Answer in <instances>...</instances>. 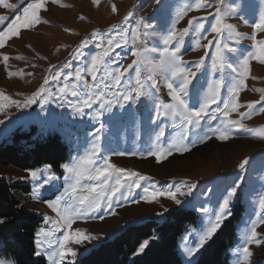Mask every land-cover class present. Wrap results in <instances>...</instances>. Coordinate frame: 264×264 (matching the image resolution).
Segmentation results:
<instances>
[{"label": "rangeland", "instance_id": "1", "mask_svg": "<svg viewBox=\"0 0 264 264\" xmlns=\"http://www.w3.org/2000/svg\"><path fill=\"white\" fill-rule=\"evenodd\" d=\"M30 2L32 0H2V3H0V16H6L8 20L0 24V29L6 27L15 15H22L24 7ZM188 2L189 0H161L163 5V8H161L156 0H97L95 4L93 0H58L55 7L53 5L49 7V3H54L53 0H45V7L39 12L43 22L28 29H21L18 37L11 38L6 42L4 48L0 49V93L10 97L11 100L23 101L38 89L46 75H51L49 72L50 66H55L51 69L52 72L60 71L65 75L72 73L78 65L82 66L83 58L76 60L70 54L75 53L82 40L90 39V34L94 31L99 32L101 35L106 33L115 35V32H109L111 26L117 25V31L119 29L127 30L135 25L136 18L144 17L148 23L153 25L156 33L162 35L169 30L181 9ZM260 2L261 0H223L221 13L225 16L227 23L236 25L237 31L248 37L253 31L251 25L258 21ZM8 4L16 7L9 9L6 7ZM113 4L117 8L115 13L111 9ZM212 4L213 7L207 9L188 11L183 18L175 23V28L180 30L188 27V20L195 16L206 17L201 19V22L205 25V28L210 29L213 16L208 15V13L215 12V0H212ZM234 8H239V10L232 12L231 9ZM129 12H132L133 16L129 17L128 21H124L123 18ZM241 16L247 18V24L241 21ZM80 17H83V19ZM203 36L213 39L215 34L206 31L203 32ZM203 36H197L190 28L189 34L184 38L180 55L183 60L188 62L189 67H192L200 56H204L206 51L211 53L215 49L214 44L209 45L207 49L203 47L204 44H207V40L203 39ZM196 39H199L200 46L195 45ZM256 40H264V32L258 31ZM229 43L232 47L238 49L236 53H224L228 61L233 64L237 63L243 56L254 53L251 39L245 38L239 43L232 41H229ZM158 44L157 38H149L146 46L152 47ZM194 47L195 50H193ZM83 51L86 55L89 53L94 54L96 49L93 44ZM115 53L124 56L125 50L124 48H117L113 55ZM5 55L9 57L7 62L3 60ZM132 59L134 57L131 56L129 51L121 63L127 66ZM66 64H70L71 67H65ZM210 64L211 56H205V65L210 66ZM116 66L118 65H114V67ZM9 72L15 73V75L10 77ZM143 72L147 74V69H143ZM28 73L32 75H28ZM126 75L134 76V70L129 69V73ZM219 75V73L216 74L217 78H219ZM230 77V70L226 69L224 72L225 83L230 81ZM61 79H63V75ZM86 79L91 81V77H86ZM198 80H202L199 75ZM245 85L246 87L240 91L237 98V103L242 106L235 112L230 111L227 119L240 120L239 112L247 111L246 104L260 100L261 95L264 94L258 91L264 89V64L250 60L249 75L245 80ZM58 86L59 83L51 79L49 85H47L54 93ZM226 95L227 88L222 85L221 96L223 98ZM159 96L165 102L170 100L167 96V89L162 85ZM48 99V103L37 99L30 107L19 109L15 105L3 101L6 106L0 109V121L5 123L0 125V129H5V131L0 133V142L7 138L17 127L28 131L34 126L36 136L51 135L53 133L60 136L69 149L68 157L63 164L69 163L71 157L90 147L89 142L93 139L92 134L100 125L92 122L88 115L84 117L73 115L70 102L75 103L76 101L71 95L61 98L59 94H55ZM188 99L190 104L198 106L197 97L190 95ZM150 103L146 97H141L135 104H126L125 109L118 106L113 107L112 113L123 114L126 109L135 110L136 121L114 122L110 119L111 114L109 113L101 116L100 120L105 125V129L101 133L102 149L126 153L124 156L110 155V163L116 167L135 171L151 178L149 182H141L142 185L154 183L157 187H169L172 185L179 186L182 181L197 184L195 190L197 198H188L192 199V205L185 208L194 211L198 216V221L195 224H188L176 241L181 264H188V261L192 259L185 252V248L188 246V239L186 238L192 237L195 229L199 228L201 224L202 213L198 211L200 205L203 204L205 207L215 206L226 185L232 184L233 181L239 183L238 197L231 204V213L234 212L237 208L236 205L239 203L241 204L240 216L235 224L233 243L226 248L227 264H235L237 259L236 249L240 246L242 234L251 227L250 220L257 219L261 211L258 204L260 196L264 195V168L261 167L259 161L261 154H264V138H262L264 137V113L254 114L251 118L245 117L240 120L246 128L253 130L251 132L228 128L227 131L230 134L228 140H218L216 135L219 132L208 131L209 128H217V126L224 129L221 120L225 117L218 115V118L210 123L205 118L204 121H201V127L194 130V132H189V138L184 142L190 144L192 138L204 135L205 132L212 137L210 140H206L204 143L197 142L195 146L190 144L188 152L182 154L174 152L172 156L162 158L161 162L157 163L155 157L147 155L148 150L152 147L154 133L158 130V126L151 124L148 119L149 112L146 111V106H150ZM218 103L220 108H223V103ZM261 105H264V101L257 104V108ZM97 107L98 105H93L92 109H85L84 111L90 113ZM212 107H216V105ZM9 110H11V114L8 118H5V113ZM53 113L57 114L59 118L51 119ZM160 126L165 130V138L160 145L161 147H166L169 137L175 139L181 133L179 126L173 128L167 120H162ZM69 129L71 130L70 136L68 134ZM130 153H135V155ZM246 157H255V159L251 160L245 169L241 170L238 168V164ZM44 166L40 165L26 170L0 167V175L4 176L13 185L29 186V192L26 195H19L23 208L40 214L42 219L45 215L52 219H58L56 213L47 207L45 201H55L58 196L64 193L67 187L64 180V170L60 168V172H55L59 179L53 182L54 186H45L40 191L39 200L32 198L35 182L30 179H20L21 177H27L29 170L43 169ZM41 177L40 183L43 182V174H41ZM141 194L142 188L136 189L133 193L134 199H139ZM178 198L181 200L186 199L179 196ZM157 199L159 202L148 203L141 200L140 203L124 201L123 206L114 204L115 215H112L111 210L107 209L102 203L101 209L95 215L77 219L68 231L79 229L84 234L101 237V241L69 244L68 246L77 252L76 261L104 239H112L128 225L143 222L151 216L162 220L164 216L160 217L157 213H165L164 209H168V211L180 209L172 200L166 197H158ZM100 216L104 218L100 219ZM52 227V225L46 226L42 221L35 234L37 231ZM256 231L259 238L262 239V243L260 246L255 243L249 245L250 251L253 253L250 257V264H264V224H260ZM60 235H62V232L56 233V236ZM41 239H44L43 235ZM147 240L149 241L148 244L153 241L151 238ZM199 254L195 256V260H197ZM41 257L45 259L46 264H50L47 255ZM0 260L8 261L1 257ZM64 263H68V260Z\"/></svg>", "mask_w": 264, "mask_h": 264}, {"label": "snow or ice", "instance_id": "2", "mask_svg": "<svg viewBox=\"0 0 264 264\" xmlns=\"http://www.w3.org/2000/svg\"><path fill=\"white\" fill-rule=\"evenodd\" d=\"M96 2L97 0H93L94 4ZM222 2L223 0H215V12L208 13L213 16L210 29L205 28L201 22V19L206 17L195 16L188 20V27L180 30L175 28V23L183 18L188 11H200L213 7L212 0H189L169 30L162 35L156 33L153 25L148 23L144 17L136 18L135 25L127 30L119 29L117 31V25L111 26L109 32H115V35L107 33L101 35L94 31L90 34V39L82 40L75 53L70 54L76 60L83 58L82 66L78 65L72 73L65 75L60 71L52 72L51 69L55 66H50L51 75H46L38 89L23 101L11 100L10 97L0 93V109L6 106L3 101L15 105L19 109L30 107L37 99L48 103V98L55 94H59L61 98L71 95L76 101L75 103L70 102L73 115L79 117L88 115L92 122L100 125L92 134L93 139L89 142L90 147L71 157L69 163L60 165L65 173L64 180L67 187L55 201H45L47 207L56 213L58 219H52L46 215L43 217L44 224L53 227L36 232L34 237L35 255H47L50 264H64L66 260H68V264H76L77 252L68 245L82 244L84 241H101V237L84 234L79 229L74 231H68V229L72 228L77 219L95 215L101 209L102 203L111 210L112 215H115L114 204L123 206L124 201L140 203L143 200L151 203L159 202L158 197H166L172 200L178 208L183 209L192 205V199L188 198H197L195 182L182 181L179 186L169 187H157L154 183L142 185L141 182H149L151 178L110 163V155L124 156L126 153L102 149L101 133L104 131L105 125L100 120L101 116L109 113L111 114L110 119L114 122L136 121L137 119L135 110L126 109L123 114L112 113L114 106L125 109L126 104H135L141 97H146L151 102L150 106H146V111L149 112L150 123L157 125L158 130L154 133L152 147L148 150L147 155L155 157L157 163H160L162 158L172 156L174 152L180 154L188 152L190 144L195 146L197 142L204 143L206 140H210L212 137L205 132L204 135L192 138L190 144L184 142L188 140L189 132H194L201 127V121H204L205 118L210 123L212 120H216L218 115L225 117L221 120L224 129L219 126L208 129L213 133L219 132L216 135L218 140L229 139L228 128L253 131L246 128L240 120L245 117L251 118L254 114L264 113V105L257 108V104L264 101V94L261 95L259 101L246 104L247 111L239 112L240 120L227 119V116L230 111L235 112L242 106L237 103V98L240 91L246 87L245 80L249 75L250 60L264 64V40H256V33L264 32V0H261L258 6V21L251 25L253 31L248 37L237 31L236 25L226 22L225 16L221 13ZM156 3L163 8L161 0H156ZM6 7L12 9L16 6L8 4ZM44 7L45 0H32L24 7L22 15H15L6 27L0 29V49L4 48L6 42L11 38L18 37L21 29H28L42 23L39 12ZM111 9L113 13L117 12L115 4L111 5ZM238 10L239 8L231 9L232 12ZM131 16L133 13L129 12L123 18L124 21H128ZM80 18L83 19V17ZM240 19L243 23H248L246 17L241 16ZM7 20L8 17L0 16V24ZM190 28L197 36H203V32L206 31L215 34L213 39L203 36V39L207 40V44H204L203 47L207 49L209 45L214 44V51L211 53L206 51L205 55L200 56L192 67H189L188 62L183 60L180 55L184 38L189 34ZM149 38H157L159 44L147 47ZM245 38L253 41L254 53L243 56L235 64L229 62L224 53L238 51L231 46L229 41L239 43ZM93 44L96 49L95 53L86 55L83 50ZM195 45L200 46L199 39H196ZM117 48H124L125 55L121 56L120 53L113 55ZM129 51L134 59L124 66L121 61L126 58ZM208 55L211 56L210 66L205 65V56ZM8 59L7 55L3 56L5 62ZM114 65L118 66L114 67ZM65 67H71V65L66 64ZM129 69L134 70V76L126 75L129 73ZM143 69H147V74L143 72ZM226 69L231 73L230 81L227 83L224 81ZM217 73L220 74L219 78L216 76ZM8 75L11 77L15 73L9 72ZM28 75L32 74L28 73ZM62 75L63 79H61ZM198 75L202 77V80H198ZM86 77H91V81ZM50 79L59 83L55 93L47 87ZM253 79L255 78L253 77ZM161 85L167 89L169 102H165L159 96ZM222 85L227 88V95L223 98L221 96ZM258 91L264 93V89ZM190 95L197 97L198 106L190 104L188 99ZM218 102L223 103V108H220ZM93 105H98V107L90 113H85L84 110L92 109ZM213 105L216 107H212ZM58 118L57 114H51V119ZM162 120L169 121L173 128L179 126L181 129L178 138L169 137L167 139L166 147L160 146L165 138V130L160 126ZM4 123V121H0V125ZM4 131L5 129H0V133ZM68 134L71 135L70 129ZM130 154L135 155V153ZM253 159L255 157H246L238 164V168L245 169ZM259 163L264 168V154H261ZM41 174H43L42 183L39 182L42 178ZM20 179H30L35 182L32 198L39 200L40 191L45 186H54L53 182L57 181L59 177L52 170L51 165H45L43 169L29 170L28 176ZM239 187L240 184L233 181L232 184L224 187L221 198L215 206L200 205L198 211L202 213L201 224L199 228L195 229L192 237L186 238L188 246H186L185 252L188 257L192 258L188 264H198L195 256L231 216V204L238 197ZM140 188H142L140 198L134 199V191ZM178 196L186 199L181 200ZM258 206L261 211L257 219L250 220L251 227L242 234L240 246L236 249L235 264H250V257L253 253L250 251L249 245L255 243L260 246L262 243L256 228L260 224H264V195L260 196ZM164 211L167 212L168 209H164ZM157 215L163 217L164 213H157ZM99 218L103 219L104 217L100 216ZM4 222V219L0 218V224ZM57 232H62V235L56 236ZM42 235L44 239H41ZM148 243V240L143 241L137 249V254L143 252ZM69 257L71 259H68ZM0 264H14V262L0 260Z\"/></svg>", "mask_w": 264, "mask_h": 264}, {"label": "trees", "instance_id": "3", "mask_svg": "<svg viewBox=\"0 0 264 264\" xmlns=\"http://www.w3.org/2000/svg\"><path fill=\"white\" fill-rule=\"evenodd\" d=\"M68 154V146L57 133L36 136L34 126L28 131L17 127L0 142V167L26 170L51 165L54 172H60ZM28 192V185H13L0 175V218L5 221L0 224V257L14 264H46L43 257L34 254L35 231L42 216L23 208L19 199V195ZM236 206L232 216L201 250L198 264L228 263L226 248L233 243L241 204ZM163 216L162 220L151 216L128 225L79 257L76 264H181L177 238L188 224L198 221V216L186 208L169 210ZM150 238L153 241L137 254L139 245Z\"/></svg>", "mask_w": 264, "mask_h": 264}, {"label": "crops", "instance_id": "4", "mask_svg": "<svg viewBox=\"0 0 264 264\" xmlns=\"http://www.w3.org/2000/svg\"><path fill=\"white\" fill-rule=\"evenodd\" d=\"M57 2H58V0H57ZM57 2H54V3H49V7H51L52 5H53V7H55V6H56V4H57ZM49 22H51V21H49Z\"/></svg>", "mask_w": 264, "mask_h": 264}, {"label": "built area", "instance_id": "5", "mask_svg": "<svg viewBox=\"0 0 264 264\" xmlns=\"http://www.w3.org/2000/svg\"><path fill=\"white\" fill-rule=\"evenodd\" d=\"M10 112H11V110H9V112H6L4 117H5V118H8L9 115L11 114Z\"/></svg>", "mask_w": 264, "mask_h": 264}]
</instances>
